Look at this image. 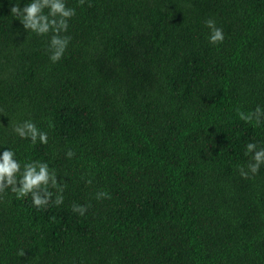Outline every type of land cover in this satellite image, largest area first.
Segmentation results:
<instances>
[{"label": "trees", "instance_id": "1", "mask_svg": "<svg viewBox=\"0 0 264 264\" xmlns=\"http://www.w3.org/2000/svg\"><path fill=\"white\" fill-rule=\"evenodd\" d=\"M66 5L70 39L52 62L48 35L0 0V143L64 184L63 202L40 208L5 191L0 264H264V164L237 170L249 140L264 146V119L237 115L264 107V0ZM26 118L47 144L11 133Z\"/></svg>", "mask_w": 264, "mask_h": 264}, {"label": "clouds", "instance_id": "2", "mask_svg": "<svg viewBox=\"0 0 264 264\" xmlns=\"http://www.w3.org/2000/svg\"><path fill=\"white\" fill-rule=\"evenodd\" d=\"M9 13L19 20L23 29L37 36L48 35V58L52 62L58 61L64 55L70 36L67 33L69 18L75 15L76 9L68 7L66 0H8ZM204 24L208 28L207 40L217 44L224 39L223 30L211 18ZM239 119L245 122H254L259 125L264 119V107L257 104L248 111L237 109ZM11 133L20 140L27 139L30 145L48 143V132L38 126L31 118L21 119L12 124ZM243 154L249 157L244 166L237 165L241 177L254 175L261 164H264V146L260 141L249 140L243 148ZM71 149L65 156L71 157ZM63 178L58 179L57 171L45 159L25 156L20 158L18 148L6 143H0V198L5 191L14 199L30 197L31 205L36 208L47 207L49 202L59 205L63 202ZM90 183V181H85ZM52 189H55V195ZM96 198H107L109 193L99 191ZM71 210L79 215H84L87 205H71ZM24 249H18V254L23 255Z\"/></svg>", "mask_w": 264, "mask_h": 264}]
</instances>
